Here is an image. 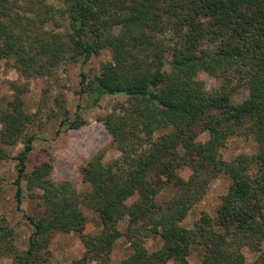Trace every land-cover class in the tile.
I'll list each match as a JSON object with an SVG mask.
<instances>
[{
    "label": "trees",
    "instance_id": "16d2710c",
    "mask_svg": "<svg viewBox=\"0 0 264 264\" xmlns=\"http://www.w3.org/2000/svg\"><path fill=\"white\" fill-rule=\"evenodd\" d=\"M169 31L183 42L167 48L162 36ZM105 48L112 60L92 75L82 66L78 92L94 102L127 97L101 117L121 156L105 163L98 154L87 162L88 191L56 181L51 160L28 171L37 136L27 130L34 119L24 106L26 87L14 84L16 95L0 110V161L17 160L16 206L32 225L20 250L15 227L1 217L0 257L49 264L54 235L75 231L85 250L71 264H113L122 237L131 253L117 264H192L193 250L202 264H246V249L257 254L253 264H264V0H0V60L22 75L85 64ZM202 71L224 84L208 91L196 79ZM244 87L248 95L234 101ZM84 122L77 113L69 125ZM238 135L253 136L258 150L227 160L221 149ZM19 142L23 149L12 155L7 146ZM184 168L188 178L179 174ZM221 175L231 182L215 215L203 212L184 226ZM167 188L174 194L160 202ZM26 191L38 199L37 214L23 208ZM82 206L98 214V232H85ZM150 237L159 238L158 249L147 246Z\"/></svg>",
    "mask_w": 264,
    "mask_h": 264
},
{
    "label": "rangeland",
    "instance_id": "374dc122",
    "mask_svg": "<svg viewBox=\"0 0 264 264\" xmlns=\"http://www.w3.org/2000/svg\"><path fill=\"white\" fill-rule=\"evenodd\" d=\"M48 1L56 2V0ZM162 37L167 48L183 42L180 36L171 31ZM209 45L215 46L216 44ZM111 60V52L105 48L85 64L83 62L64 64L53 74L38 76L22 75L11 63L8 64L5 60H0V110L5 109L16 95L14 84L26 87L22 94L24 106L34 119L27 130L28 133H34L37 136L34 141V150L28 161V171H31L42 161L51 160L53 164L52 176L56 181L70 180L79 191L85 192L89 190V185L84 180L82 168L87 162L98 154L103 156L102 159L105 163H111L121 156L114 137L106 128L101 117L112 112L116 107L119 108L126 104L127 97L105 95L98 102H94L88 96H81L78 92L82 66L87 73L92 75L101 72L102 65ZM196 79L201 81L208 91L220 89L224 84L222 79L205 71L199 72ZM247 95L248 91L244 87L234 92L233 99L238 102ZM80 104L81 106H79ZM65 111L68 112L67 118L69 119L64 122L66 116L63 113ZM77 113L81 114L85 122L82 126L74 128L69 123L77 117ZM2 130L3 123L0 121V135ZM154 137H157V134ZM201 138L204 141L207 140L208 134L204 133ZM23 147L21 142L7 146L12 155H16ZM257 150L258 143L253 136L238 135L231 137L221 152L225 159L231 160L240 154H254ZM179 174L188 178L191 170L184 168L179 171ZM16 175L17 160L0 161V218L6 217L15 227V243L20 250H25L28 246L32 225L16 206V186L14 185ZM230 182L231 179L227 175L215 178L209 184L203 199L190 210L182 224L188 227L193 226L203 212L214 216ZM24 187L27 188L26 182H24ZM173 194L174 190L167 188L159 195L158 200L165 202ZM23 208L29 214H37L41 211L38 199L33 198L28 191L25 192ZM81 208L86 216L85 232L89 235L98 232L101 229L98 214L87 206ZM120 227L124 229L125 224H120ZM160 243L161 241L157 237H150L147 240V246L151 250L158 249V246L162 244ZM47 250L50 257L49 264H71L74 259L83 254L85 245L78 232H59L54 235ZM130 253V244L122 237L112 250L111 262L117 264ZM245 255L246 264L255 262L256 253L246 249ZM189 258L192 264H202L201 255L197 250H193ZM12 262L13 260L9 257H0V264H11Z\"/></svg>",
    "mask_w": 264,
    "mask_h": 264
}]
</instances>
